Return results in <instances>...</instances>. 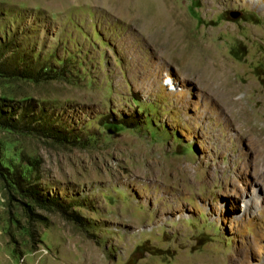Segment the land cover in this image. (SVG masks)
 Listing matches in <instances>:
<instances>
[{"label": "rangeland", "instance_id": "rangeland-1", "mask_svg": "<svg viewBox=\"0 0 264 264\" xmlns=\"http://www.w3.org/2000/svg\"><path fill=\"white\" fill-rule=\"evenodd\" d=\"M128 1L0 0V264H264V0Z\"/></svg>", "mask_w": 264, "mask_h": 264}, {"label": "trees", "instance_id": "trees-1", "mask_svg": "<svg viewBox=\"0 0 264 264\" xmlns=\"http://www.w3.org/2000/svg\"><path fill=\"white\" fill-rule=\"evenodd\" d=\"M5 111L2 109V107L0 106V124H2V126L4 127H8V128H14L15 125L11 122L13 117L12 116H6L5 118ZM36 124H38V122L36 121ZM130 125L133 123H129ZM29 197L35 201L37 204L48 207V208H53V209H57L58 211H60L63 215L68 216L66 214L67 209L65 208L64 205H62V203L58 202L56 199L54 198H43L37 191H35L33 188H30L29 190ZM73 218V217H71Z\"/></svg>", "mask_w": 264, "mask_h": 264}, {"label": "bare ground", "instance_id": "bare-ground-1", "mask_svg": "<svg viewBox=\"0 0 264 264\" xmlns=\"http://www.w3.org/2000/svg\"><path fill=\"white\" fill-rule=\"evenodd\" d=\"M119 1V0H118ZM121 1V0H120ZM128 0H122L123 2H127ZM129 2V1H128ZM115 4V3H114ZM128 6V5H126ZM129 7V6H128ZM172 13V12H171ZM178 13L174 12L173 15L171 16V19L173 18L174 21L172 22H168L166 28H165V32L163 30V36H161V47L164 48H169L170 46L176 45L178 43H180L179 41H181V36H180V32L178 30H180L181 28L184 27L183 23L179 20L178 17ZM166 25V24H165ZM162 33V32H161ZM178 42V43H177ZM178 46V45H177ZM169 54V53H168ZM180 55V54H179Z\"/></svg>", "mask_w": 264, "mask_h": 264}, {"label": "water", "instance_id": "water-1", "mask_svg": "<svg viewBox=\"0 0 264 264\" xmlns=\"http://www.w3.org/2000/svg\"><path fill=\"white\" fill-rule=\"evenodd\" d=\"M236 15H238V13H232V16L235 17Z\"/></svg>", "mask_w": 264, "mask_h": 264}]
</instances>
